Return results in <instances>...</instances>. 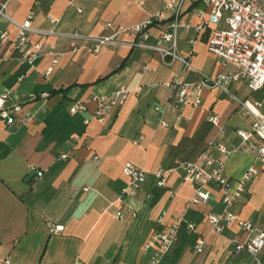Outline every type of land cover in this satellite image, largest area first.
<instances>
[{
    "label": "crops",
    "instance_id": "1",
    "mask_svg": "<svg viewBox=\"0 0 264 264\" xmlns=\"http://www.w3.org/2000/svg\"><path fill=\"white\" fill-rule=\"evenodd\" d=\"M0 2H8L10 18L23 22L32 12L33 27L58 33L30 34L24 53L32 52L38 41L42 47L29 63L12 43L18 29L0 17V30L8 31V40L0 41V96L13 119L9 124L0 117V264H148L155 248L145 250L144 245L182 215L184 223L161 264H264V248L256 257L235 255L236 242L247 240L236 225L211 233L208 215L224 210L222 193L214 184L203 187L210 193L206 204L186 208L194 193L176 169L178 162L199 163L209 142L236 147L237 130H249L251 118L224 93L208 89L198 106L158 113L154 106L174 100L175 92L165 83L193 84L200 80L193 70L184 71L179 62L163 64L154 51L131 47L140 42L136 37L122 35L118 44L91 55L71 51L72 41L65 35L75 31L107 36V23L134 26L161 11L166 0ZM198 7L191 4L183 20L197 23ZM48 16L57 23L50 24ZM168 25L167 16L154 22L147 44H154ZM179 36L178 50L186 54L193 49L190 62L196 70L208 76L231 71L209 53L205 38L192 32ZM48 45L59 57L45 76L55 57ZM123 87L128 92L124 103L104 122L92 120L96 109L91 100ZM231 90L242 101L261 97L250 92L244 80ZM76 101L86 102L87 111L71 114ZM210 114L219 116V127L208 121ZM127 164L144 169L146 179L139 190L123 196L129 180L122 169ZM252 165L259 175L230 212L255 228L264 222V164L250 155L233 154L225 173L231 181L238 180ZM157 169L171 170L163 187L153 176ZM118 213L123 217L115 218ZM200 237L205 245L197 252Z\"/></svg>",
    "mask_w": 264,
    "mask_h": 264
},
{
    "label": "built area",
    "instance_id": "2",
    "mask_svg": "<svg viewBox=\"0 0 264 264\" xmlns=\"http://www.w3.org/2000/svg\"><path fill=\"white\" fill-rule=\"evenodd\" d=\"M198 3L195 16L198 21L195 24L183 20V15L190 10L189 6ZM8 2H0V17H5L18 29L13 46L23 53L24 60L32 63L39 57L42 42L34 45V50L25 54L24 51L30 44V34L40 36L58 34L54 29L43 30L32 26L34 14L30 12L22 21H16L7 15ZM168 19V30L163 32L154 44H147L150 38V27L154 22ZM50 24L55 25L57 19L48 16ZM111 30L107 36H84L75 31L65 34L71 39V51H85L88 54H97L102 47L118 44V38L122 35L136 37L140 42L130 44L131 47L151 50L157 53L163 64L172 65L179 62L184 71H194L200 80L193 83H184L174 80L165 83L167 88L175 92L174 100L166 101L154 110L158 113L166 109H180L184 106H198L201 102L203 90H215L224 93L227 98L236 103L240 111L251 118L249 130L238 129L236 136L239 142L236 147L229 149L222 142H209L208 147L200 154V162H178L176 169L183 175V181L192 189L194 196L188 202L186 208L199 203H207L210 193L203 188L214 184L222 193L221 201L224 206L222 214L211 213L207 221L211 233H221L225 227L234 224L247 234V240L236 242L235 255L246 252L252 257L264 248V222L261 227H253L248 221L243 220L238 214L230 212L231 207L240 199L247 188V184L259 175L255 165L250 166L238 179L231 181L225 173V165L228 158L233 154L243 153L253 156L255 162L264 164V0H166L161 11L148 16V18L134 26H113L106 24ZM205 38L206 48L209 53L223 66H230L229 72L208 76L196 70L190 62L194 54L193 49L186 54L178 50L179 34H190ZM8 40V31L0 30V41ZM83 41V43H81ZM194 39L189 40L193 44ZM48 53L55 55L51 65L44 72L48 76L53 72V66L58 62L57 53L53 46L48 45ZM246 82L247 89L261 97L252 101L240 100L231 90V87L240 81ZM128 92L120 88L111 93L110 96H97L91 100L95 105V112L91 119L100 123L104 122L111 114L115 106L122 105L127 99ZM6 99L0 96V117L5 118L7 123H13L12 117L4 108ZM86 102H74L69 110L71 114L86 112ZM19 108L16 107L15 110ZM208 121L214 126H220V118L216 114L208 115ZM63 157H65L63 155ZM171 171V170H169ZM169 171L157 169L153 176L157 179V185L163 187L166 183ZM41 175V172H38ZM124 177H128V185L122 190L123 196L140 189L146 179L144 169L127 164L122 169ZM122 214H116L115 218H122ZM162 220V219H161ZM184 223L183 215L176 219L171 225L164 227L155 234L145 246V250L155 248L153 254L148 258V264H161L162 258L168 254L178 236V228ZM193 231L192 225H187ZM55 229H59L55 226ZM204 238L195 241V249L200 252L204 247Z\"/></svg>",
    "mask_w": 264,
    "mask_h": 264
},
{
    "label": "water",
    "instance_id": "3",
    "mask_svg": "<svg viewBox=\"0 0 264 264\" xmlns=\"http://www.w3.org/2000/svg\"><path fill=\"white\" fill-rule=\"evenodd\" d=\"M32 175V172L30 173V175L29 176H27L28 178H30V176Z\"/></svg>",
    "mask_w": 264,
    "mask_h": 264
}]
</instances>
